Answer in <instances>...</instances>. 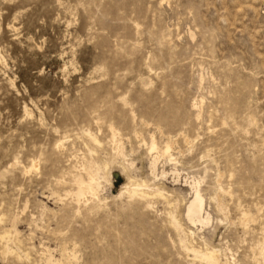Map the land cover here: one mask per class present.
<instances>
[{
    "label": "rangeland",
    "instance_id": "obj_1",
    "mask_svg": "<svg viewBox=\"0 0 264 264\" xmlns=\"http://www.w3.org/2000/svg\"><path fill=\"white\" fill-rule=\"evenodd\" d=\"M0 264H264V0H0Z\"/></svg>",
    "mask_w": 264,
    "mask_h": 264
},
{
    "label": "bare ground",
    "instance_id": "obj_2",
    "mask_svg": "<svg viewBox=\"0 0 264 264\" xmlns=\"http://www.w3.org/2000/svg\"><path fill=\"white\" fill-rule=\"evenodd\" d=\"M110 130H113L112 129V127H111V129ZM115 130V129H114ZM89 133V132H88ZM111 133H113V137H116V133H115V131L114 132H111ZM88 135V134H87ZM90 137V136H89ZM90 139H92V138H90ZM96 141V140H95ZM149 148H150V150H151V152L152 151H154V150H156L158 147H157V144H156V140L153 138V136L151 137V141H150V146H149ZM170 148H171V145L170 144H168V143H166L165 144V146H164V150H162V153H168L169 152V150H170ZM119 150H121L120 149V147L118 148ZM160 150V149H159ZM158 154V153H157ZM156 157H157V155H154V160H153V166H155V164H156ZM35 161H37V160H35ZM34 161V162H35ZM32 166H36L37 164L36 163H33V164H31ZM96 166V165H95ZM152 166V167H153ZM34 168V167H33ZM26 169H28V168H26ZM85 169V168H84ZM155 169H156V167H155ZM154 170V169H153ZM29 171V170H28ZM27 171V172H28ZM156 171V170H155ZM84 172V171H83ZM98 173V172H97ZM97 173L92 169V168H88V169H85V177L83 178V177H79V178H75V183H76V191H75V197H76V199L77 200H80L82 197H84V196H89L90 198H94V199H97V198H99L98 197V193H99V189H100V180H99V177L97 176ZM164 174V173H163ZM135 183H137V181L135 182ZM143 183V182H142ZM139 184V183H138ZM137 185V184H136ZM136 185L134 186L133 185V188H132V190H133V193H137V191L140 189L139 188V186L137 187V188H139V189H137V188H134V187H136ZM140 185H143V184H140ZM148 184H146L145 186L146 187H148L147 186ZM143 188H144V186H142ZM156 187H158V186H156ZM128 188V187H127ZM154 190V189H153ZM135 191V192H134ZM155 191H157V190H155ZM147 192V191H146ZM163 192V191H162ZM135 193V194H136ZM140 193V192H139ZM142 193V192H141ZM140 193V194H141ZM157 193V192H156ZM160 193H161V191H160ZM135 194H133V195H135ZM143 194V193H142ZM146 194V193H145ZM149 194V193H148ZM159 195H161V194H159ZM186 216L192 221V222H194V223H196V222H199V223H206L207 221H208V219H209V217H208V215H207V213L206 212H204V199H203V197H202V195H201V193H200V191L196 188L195 189V191H194V195H193V197H192V199L189 201V203H188V205H187V211H186ZM179 229H181V228H179ZM8 230V229H7ZM182 230V229H181ZM11 231V230H10ZM15 231V230H14ZM183 231V230H182ZM6 232V231H5ZM12 232V231H11ZM188 232V231H187ZM189 232H191V233H193L192 231H189ZM188 232V233H189ZM183 233V232H182ZM184 233H186V232H184ZM7 234V233H6ZM3 235V234H2ZM1 235V236H2ZM5 235V234H4ZM3 235V236H4ZM8 235V234H7ZM10 235V234H9ZM184 235V234H183ZM2 236V237H3ZM186 236V235H185ZM1 237V239H3ZM7 237V236H6ZM5 239V238H4ZM3 239V240H4ZM12 240V239H11ZM4 242H6L5 240H4ZM9 243V242H8ZM12 243V242H11ZM8 245V244H7ZM15 245V244H14ZM188 246V245H187ZM4 247H5V244H4ZM7 247V246H6ZM12 249V248H11ZM10 249V250H11ZM17 249H18V247H17ZM192 249V248H191ZM5 250L7 251V249L5 248ZM13 250V249H12ZM14 251V250H13ZM209 251V250H208ZM12 252V251H11ZM211 252V251H210ZM209 252V253H210ZM206 253V252H205ZM215 253V251L213 252V254ZM11 254H13V252L11 253ZM15 254H18V253H14L13 255H15ZM212 254V253H211ZM216 254V253H215ZM205 255V254H204ZM206 256V255H205ZM204 256V257H205ZM212 256V255H211ZM215 256V255H214ZM15 257H16V255H15ZM208 257V256H207ZM209 258V257H208ZM212 261H213V259H212ZM218 261V260H217Z\"/></svg>",
    "mask_w": 264,
    "mask_h": 264
}]
</instances>
